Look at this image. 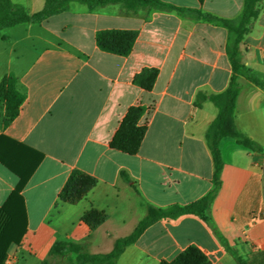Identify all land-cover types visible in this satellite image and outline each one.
Returning a JSON list of instances; mask_svg holds the SVG:
<instances>
[{"label": "crops", "instance_id": "crops-1", "mask_svg": "<svg viewBox=\"0 0 264 264\" xmlns=\"http://www.w3.org/2000/svg\"><path fill=\"white\" fill-rule=\"evenodd\" d=\"M11 1L30 14L45 6V0ZM159 1L182 11H128L122 4L90 11L72 2L42 23L2 31L7 39H0V83L14 75L25 100L7 127L0 103V207L20 182L1 159L28 170L42 156L21 191L27 227L21 242L9 247V264L66 260L50 257L59 241L108 254L150 207L185 206L212 190L214 162L206 136L218 109L207 99L200 107L195 103L199 95L225 92L233 69L228 30L203 16L235 19L245 0ZM261 6L242 51L262 85L238 78L235 122L262 150L223 138L221 187L210 207L211 224L190 214L162 219L125 250L118 264L172 261L192 245L212 264H264V0ZM101 30L138 31L132 53L101 51L96 44ZM145 68L159 70L149 92L133 83ZM133 106L145 108L140 124L148 128L139 153L129 156L110 143ZM75 169L98 184L77 204L60 203L59 193ZM91 209L109 215L95 231L82 222Z\"/></svg>", "mask_w": 264, "mask_h": 264}, {"label": "trees", "instance_id": "trees-1", "mask_svg": "<svg viewBox=\"0 0 264 264\" xmlns=\"http://www.w3.org/2000/svg\"><path fill=\"white\" fill-rule=\"evenodd\" d=\"M199 1L204 2V0ZM72 2L85 5L90 11L110 4H122L128 11L147 7L182 11L159 0H45V6L41 11L30 14L25 7L16 5L11 0H0V39H7L2 35L4 29L24 23H42L50 17L67 11ZM261 5L262 0H245L241 15L235 19H221L208 14L203 16L209 22L228 30L230 36L227 42V54L233 69V76L225 92L209 97L199 95L195 103L197 108L201 106L202 100L207 99L214 103L218 109L217 118L211 124L206 136L207 145L214 162L213 188L210 193L185 206L150 207L146 217L133 233L118 239L113 250L108 254H87L83 252V247L79 244L59 241L50 251L51 258H66L70 264H118L125 250L134 244L147 228L162 219H177L190 214L211 224L210 207L220 190L223 170V161L219 149L220 141L225 137H230L250 150H262L258 144L238 130L235 122L236 102L241 90L238 78L242 76L256 85H262L253 71L245 64L242 51L246 36L250 34L261 14ZM138 36L139 32L133 30H101L96 33V44L103 52L128 57L133 51ZM158 76V69L145 68L135 76L133 83L142 90L149 92L154 88ZM17 85L18 81L14 75L6 76L0 83V103H3L6 108L4 119V126L6 127L19 115L20 107L25 100V96L18 91ZM145 111V108L141 106H133L128 110L110 143L111 149L129 156H135L139 153L148 128L147 125L140 124ZM41 159L42 156L28 170H23L13 163L1 159L3 164L20 178V182L9 201L0 207V264L6 263L9 247L12 244H19L26 233L27 216L21 191L35 172ZM97 184V178L75 169L59 193V201L63 204H77L86 198ZM108 219V214L96 209H91L82 216V222L92 231L97 230ZM71 255H75L74 261L70 260ZM42 264L52 263L51 261H44ZM159 264L212 263L197 246L192 245L183 250L174 260H162ZM240 264L243 263L240 262Z\"/></svg>", "mask_w": 264, "mask_h": 264}, {"label": "rangeland", "instance_id": "rangeland-1", "mask_svg": "<svg viewBox=\"0 0 264 264\" xmlns=\"http://www.w3.org/2000/svg\"><path fill=\"white\" fill-rule=\"evenodd\" d=\"M80 245V244H79ZM82 246V245H81ZM83 252L84 253H87V254H91V253H89V252H87V251H84V248H83ZM57 258H60V257H57ZM57 258H52V259H57ZM70 260L71 261H74L75 260V255H71L70 256ZM49 261H51V260H49ZM51 263L52 264H70V262H69V260L68 259H66V260H55V261H51Z\"/></svg>", "mask_w": 264, "mask_h": 264}, {"label": "built area", "instance_id": "built-area-1", "mask_svg": "<svg viewBox=\"0 0 264 264\" xmlns=\"http://www.w3.org/2000/svg\"><path fill=\"white\" fill-rule=\"evenodd\" d=\"M6 263H7V264H9L10 262H9V261H7Z\"/></svg>", "mask_w": 264, "mask_h": 264}]
</instances>
